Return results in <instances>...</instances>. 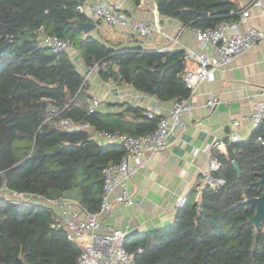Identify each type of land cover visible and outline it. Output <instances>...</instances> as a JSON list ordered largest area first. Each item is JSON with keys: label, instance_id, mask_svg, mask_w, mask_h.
I'll return each mask as SVG.
<instances>
[{"label": "trees", "instance_id": "1", "mask_svg": "<svg viewBox=\"0 0 264 264\" xmlns=\"http://www.w3.org/2000/svg\"><path fill=\"white\" fill-rule=\"evenodd\" d=\"M86 1L0 0V264H76L79 247L51 228L53 210L42 199L67 193L97 211L102 170L118 161L124 148L100 144L89 129L139 134L151 131L160 118L126 102L115 113L103 115L99 108L87 113V85L76 56L86 67L98 62L102 77L110 74L161 100L190 93L182 50L115 48L84 34L76 23L90 20ZM154 2L160 14L197 27L236 20L239 14L236 0ZM44 33L68 38L72 51L51 52L41 41ZM61 116L88 121L90 128L63 129L57 124ZM263 131L261 124L246 140L231 142L226 154L212 152L220 163L215 174L226 179L223 186L203 187L198 200L192 190L169 224L125 238L128 251L141 248L137 264H264V223L255 230L248 221L254 206L237 204L243 196L260 194L249 183L264 171V143L255 142ZM233 160L241 170L238 182ZM3 189L30 196L16 200Z\"/></svg>", "mask_w": 264, "mask_h": 264}, {"label": "crops", "instance_id": "2", "mask_svg": "<svg viewBox=\"0 0 264 264\" xmlns=\"http://www.w3.org/2000/svg\"><path fill=\"white\" fill-rule=\"evenodd\" d=\"M91 1H86L83 10L90 18L89 21L95 22L96 25L84 34H91L115 48L141 46L157 50L166 44L167 37L160 33L152 32L148 37L141 39L132 35L126 28L94 18L86 6ZM102 1L109 6L123 8L133 20L148 22L152 18L151 7L154 0ZM253 1L236 0V12L239 13L236 19L242 13L246 15V20L238 24L240 31L252 26L264 30L263 7ZM262 2L264 5V0ZM159 18L162 30L166 34H177L178 37V43L167 50L183 51L184 46L199 49L195 36L196 25L184 24L177 18L160 13ZM75 61L85 73L86 66L80 58L76 56ZM86 85L87 95L95 94L101 99L99 109L103 115L122 110L125 102L158 114L166 111L171 104V100H161L155 95L111 78L110 74L102 77L99 71L90 73ZM189 95L194 108L190 113L184 114V125L177 126L169 135L165 149L154 153L144 152L143 162L129 182L134 202L124 205L113 200L111 207L101 216L102 230L106 231V224L125 233L137 229L129 235L136 236L169 224L176 212V197L188 195L192 191L196 177L209 158L214 157L213 151L223 152L215 143L225 147L230 144L227 133L231 121L235 118L241 119L238 127L240 140L250 137L255 128L243 116L249 112L252 102L264 100V40L240 56L232 58L222 68L215 69L213 79L200 82ZM210 96H217L218 102L208 108L205 101ZM89 130L94 132V129ZM119 192L120 188L116 187L113 195ZM63 195L72 197L67 193ZM199 195L194 192V199L198 200ZM52 209L56 213L60 210L57 206Z\"/></svg>", "mask_w": 264, "mask_h": 264}, {"label": "built area", "instance_id": "3", "mask_svg": "<svg viewBox=\"0 0 264 264\" xmlns=\"http://www.w3.org/2000/svg\"><path fill=\"white\" fill-rule=\"evenodd\" d=\"M253 3L262 5L264 10L262 0H254ZM86 6L94 18L102 19L116 27L126 28L138 38H146L152 32L166 36V44L157 51L170 49L178 43L177 34H166L162 30L155 2L151 7L152 18L148 22L133 20L131 15L123 8L109 6L102 0H92ZM245 20L246 15L242 13L236 20L221 21L215 26L197 27L195 29L199 49L184 46L182 55L185 64L183 78L190 88V93H193L200 82L213 79L215 69L222 68L232 58L240 56L253 45L264 40V30L262 29L253 26L244 31L238 29L239 22ZM41 41L44 46L55 54L71 52L73 48L68 38H61L51 33H44L41 36ZM97 71H99L98 62L85 68V73L82 72L83 79L88 80L90 73ZM100 101L101 99L95 94L87 95V113L97 110ZM217 102V96H210L206 99L205 105L211 108ZM193 108L194 103L190 95L183 98H174L167 110L161 114L159 113L160 118L151 131L129 134L116 130L95 129L92 132V137L100 144H118L124 148L121 158L116 162H107L102 170L101 199L98 210L91 212L75 198H68L63 194L42 199L43 203L51 209L55 206L60 208L58 213L53 211L50 226L62 230L65 238L79 247L80 253L76 264H137L135 255L136 252H141V248L133 252L128 251L125 248V231L108 224L104 226L106 231L102 230L101 216L111 207L113 200L124 205H131L134 202L129 182L139 170L143 162L144 152L154 153L165 149L169 135L177 126L182 127L184 125V114L190 113ZM52 111L57 112L55 109H52ZM144 113L148 117L158 114L153 110L146 109ZM243 117H246L254 128L264 124V100L252 102L249 112ZM240 122V118L231 121L227 133L229 143L241 139L238 131ZM57 124L67 130L90 128L88 121H76L68 116L58 118ZM255 142L257 144L264 143V131L257 135ZM215 146L222 148L223 153H227L226 147L222 144L215 143ZM219 167V161L215 157H210L206 166L202 168L196 177L192 190L200 194L203 187L217 190L223 186L226 179L215 174ZM116 187L120 188V192L113 195ZM3 192L16 200H22L30 196L15 190L3 189ZM186 199L187 194L177 196L174 207L176 209L181 207Z\"/></svg>", "mask_w": 264, "mask_h": 264}, {"label": "water", "instance_id": "4", "mask_svg": "<svg viewBox=\"0 0 264 264\" xmlns=\"http://www.w3.org/2000/svg\"><path fill=\"white\" fill-rule=\"evenodd\" d=\"M77 11H81L80 7H77ZM229 9H219L218 12H228ZM201 16H206L207 12H201ZM96 23L93 21H80L76 23V27L81 29L83 33H88L91 29L95 27ZM230 150V144L226 147V151ZM232 164L237 172L235 182H238L241 170L235 160L232 161ZM258 178L249 183V185H257L260 190V194L252 197L243 196L237 204H252L254 206V213L248 218V221L253 225L255 230H258L262 227L264 223V171L257 172ZM137 229L130 230L125 233V237L135 233Z\"/></svg>", "mask_w": 264, "mask_h": 264}]
</instances>
